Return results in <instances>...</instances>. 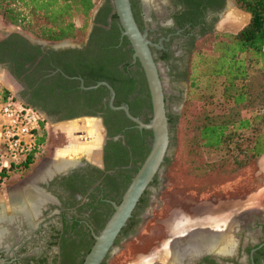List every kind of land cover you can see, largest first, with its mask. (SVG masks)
I'll list each match as a JSON object with an SVG mask.
<instances>
[{
	"label": "flooded vegetation",
	"instance_id": "obj_1",
	"mask_svg": "<svg viewBox=\"0 0 264 264\" xmlns=\"http://www.w3.org/2000/svg\"><path fill=\"white\" fill-rule=\"evenodd\" d=\"M129 2L134 21L140 32H146V37L150 43L161 45L160 48L150 47L149 49L153 61L160 63L164 77L176 88L171 95L173 99L179 98V90L176 84L178 82L184 83L187 75V64L193 53L195 42L204 36L220 33L216 26L218 28L228 25L238 27L242 24V19L235 14V11L227 8V0H129ZM97 11L92 19L95 18ZM223 12L224 15L220 18V14ZM112 14L114 13H112L111 8L106 19L107 26L105 30L112 25L109 18ZM117 23L116 21L115 24L118 28ZM93 26L94 24L91 22L89 32L82 41H68L70 43L67 46L52 47L51 44L55 43L48 42L50 45L39 46L29 44L26 41L29 46L38 47L39 58L46 56L47 61L44 60L43 64L34 71L32 68L36 65L35 62L27 71L26 75L30 72L36 73V82L31 87H28L23 79H18L10 73L8 62L0 63L9 72L10 77H13L14 84L17 87L16 98L20 100L18 101L39 113L46 126L63 121L70 122V120H94L99 128V121L95 119V117H98L101 119L105 130L103 147L101 151L97 150L98 158L96 161L84 157L75 158L78 162L74 166L50 176L43 175V177H40L42 171L47 167L50 168L52 161H56L55 158H50L48 161H41L31 173L23 176L18 182L5 189V199L0 198V202L4 203V208L9 204L10 209L7 210L6 208V211H4L8 214L13 213L12 208L15 203L23 200L29 192L32 194L37 193L42 201H40L41 203L30 219L12 217L11 223L5 222L0 226L2 228L0 229V264H78L81 257L86 254V248L90 247L92 243V235L98 233L101 229H99V226H103L112 212L110 203H118L120 196L115 192V188L117 190L121 189V179H123L125 171L137 166V163L130 162L126 166H115L106 169L108 154L110 157L114 155V150L108 148L109 142L121 141L123 145L126 140L124 134L129 130H136L140 139L143 138V132H148L145 130L138 131L133 123L122 116L123 114L120 111L110 110L107 106V91L106 96L92 109L93 113L91 115L78 113V115L71 118L65 117L69 110H54L52 104L44 103L35 93L36 85L41 79H50L58 75L64 78L59 74V72L63 73L60 67L68 63L70 66L71 61L66 60L62 52L65 50L86 51L88 34ZM9 35L12 34H4L0 37V41ZM126 48H129V46H126ZM134 66L135 63L131 64L130 58V61L124 66V73L132 77L133 72L137 69ZM120 68L122 67L120 66ZM161 72L160 77L162 76ZM29 78H32V76H29ZM69 78L74 79H64L69 82L77 81V88L79 89L81 83L77 78L82 80L83 86L87 83L86 79L90 77L89 74L81 77L76 73ZM88 83L92 86L96 81L91 79ZM79 91L82 90L79 89ZM138 91L139 86L134 85L126 100L121 104L127 105L131 116L145 122L150 117V111L147 109L149 98L146 101L138 94ZM13 97L15 98V96ZM114 98L115 93L112 104ZM30 102L34 103V106ZM169 105L165 103L168 120L173 115L170 112L171 107ZM132 106H136L137 115L131 114L130 107ZM76 110L77 112L81 111L82 106L76 108ZM83 117L93 118L83 119ZM99 130L102 137L101 127ZM109 130H117V133L115 136L110 137ZM149 142L150 138L148 137L143 140L144 144H149ZM112 177H114V185L109 181ZM157 178L158 175L142 195L143 203L137 205L132 213V216L135 215L131 216L128 222L129 225L124 227L126 232L133 228L132 223L136 221V214L144 206L146 196L151 192L150 188L157 185ZM257 203L254 205L242 203L241 206L211 224H218L219 229H225L220 234L224 237L227 236L228 240L230 239L229 242L232 248L229 253L205 252L193 262L183 264H264V204ZM229 224L231 225L226 229ZM224 226L226 227L224 228ZM120 234L116 240L120 238Z\"/></svg>",
	"mask_w": 264,
	"mask_h": 264
},
{
	"label": "trees",
	"instance_id": "obj_2",
	"mask_svg": "<svg viewBox=\"0 0 264 264\" xmlns=\"http://www.w3.org/2000/svg\"><path fill=\"white\" fill-rule=\"evenodd\" d=\"M98 1L0 0V18L6 24L48 43L82 40L90 23L93 22L94 26L88 34L86 51H63L64 58L70 60L71 65L69 66L68 63L63 67L59 64L57 66L68 77L76 73L81 77L89 74L90 78L86 79L87 83L83 85L84 87L91 85L88 83L91 79L96 82H107L115 93L113 106L125 101L134 85L139 86L138 94L148 101L147 89L138 63H135L134 67L137 69L132 77L124 73V66L130 61L131 49L126 48L128 42L125 38L118 40L119 29L115 24L117 21L115 14L109 17L112 25L105 30L106 19L111 11L109 0H101L99 10L92 19V11ZM232 1L237 10L248 15V22L236 34L218 33L204 36L212 40L205 52L194 55L195 61L187 79L188 99L190 97L192 103L190 108H186V113L184 110L182 117L190 118L185 124L189 128V136L195 146L206 151L223 149L228 153L225 160L241 167L264 155V0ZM39 56L38 47L29 46L16 34L0 41V63L8 62L10 73L18 79H23L28 87L36 82V73L30 72L26 75L29 68L36 62L32 68L35 71L44 60L47 62L46 56L40 58ZM216 77L222 78L225 84L222 97L231 100V107L223 114L208 115L200 112L202 119L192 123L197 101L202 98L199 84L202 80ZM77 87V81L69 82L58 75L50 79H41L36 85L35 93L44 103L52 104L54 110H69L65 115L66 118L74 117L78 113L91 115L92 109L99 104L107 92L102 87L88 91H79ZM253 101L257 102V109L250 116L242 117L240 115L242 110ZM80 106L82 110L77 112L76 108ZM147 109L150 111L149 104ZM130 112L137 115L136 106L130 107ZM183 121L185 120L182 119L181 122ZM43 124L44 122L40 124L35 150L19 164L11 165L8 170L1 172L0 178L18 166L23 164L27 166L30 163L43 142L45 132ZM172 124L173 118L168 120L169 127ZM116 133L117 130H109L108 134L113 137ZM246 134L252 136L250 140L245 138ZM124 135L126 140L123 145L121 141L109 142L108 148L114 150V155L110 157L108 154V165H106V169H111L115 166H126L130 162L137 163L136 167L125 171L121 179V189L115 188L119 196L148 151V144H144L143 140L146 137L150 138V132H143L142 139L136 130L126 131ZM231 140L234 141L233 146H229ZM190 147H193L191 143L188 150H191ZM229 149L235 151L233 156L230 155ZM112 179L109 181L114 185V177ZM142 197L137 205L143 203ZM128 222L126 226L129 225ZM120 233V238L127 236L125 229ZM88 249L89 246L85 253ZM82 258L83 256L78 264L81 263Z\"/></svg>",
	"mask_w": 264,
	"mask_h": 264
},
{
	"label": "rangeland",
	"instance_id": "obj_3",
	"mask_svg": "<svg viewBox=\"0 0 264 264\" xmlns=\"http://www.w3.org/2000/svg\"><path fill=\"white\" fill-rule=\"evenodd\" d=\"M99 3L101 0L97 5ZM228 9L235 11V14L242 19V24L238 27L228 25L218 28V31L222 34H236L246 23L247 16L237 10L234 3L232 8L228 7ZM11 30L22 32L0 19V37L8 34ZM22 33L38 40L25 32ZM82 40H74V42ZM211 40L209 37H204L195 42L193 53L187 64L184 83L176 84L179 98L171 97L176 88L167 81L161 72L163 78L161 81L166 94L165 103L170 104V112L173 114V127L168 129L169 152L161 172L158 174V183L150 188L151 192L147 194L144 206L141 210L139 209L136 221L132 223L133 228L126 232V237L116 241L114 252L109 255L106 264H138L147 259L159 260L163 257L161 254L163 255L167 250V246L163 247V245L168 243L171 235L179 232L176 230L183 232L190 226L193 228L201 224L202 220V222L211 221L212 223L209 222V224H213L241 206L242 203L254 205L261 202L264 204V155L244 166L237 167L225 160L228 153L223 149L206 151L195 146L189 136V128L185 124L190 118L189 116L182 117L184 110L186 113V108H190L192 103L191 98L188 99L187 79L195 61L194 55L205 52L209 48ZM224 85L220 77L201 81L199 86L202 98L197 101L198 105L194 110L195 117L191 120L192 123L202 119L200 112L208 115L223 114L231 107V100L222 97ZM16 88L13 81L0 74V102L9 96L16 97ZM253 102H249L247 107L242 110L240 114L242 117L250 116L257 109V102ZM182 119L185 121L181 122ZM90 125H96V121L76 120L55 126L48 124L43 135V142L30 163L27 166L24 164L18 166L0 178V198L5 199V189L31 173L41 161H48L50 158L61 159L58 155L59 152H65L64 159L84 157L73 155L70 158L67 154L73 147L93 146V143L88 142L91 140L88 133ZM96 133L94 137L97 140V145L95 144V146L98 147L88 156L89 158L84 157L91 161H96L98 158L97 150L100 149L102 142L99 128ZM244 136L249 140L252 137L250 134ZM189 143L193 146L190 147L191 150H188ZM233 144L234 141L231 140L229 146H233ZM229 150H231L230 155L233 156L235 151ZM183 224L184 226H182ZM179 226L181 227L179 228ZM154 255L155 257H151Z\"/></svg>",
	"mask_w": 264,
	"mask_h": 264
},
{
	"label": "water",
	"instance_id": "obj_4",
	"mask_svg": "<svg viewBox=\"0 0 264 264\" xmlns=\"http://www.w3.org/2000/svg\"><path fill=\"white\" fill-rule=\"evenodd\" d=\"M100 4L101 3H99L92 11V17L97 11L98 7H100ZM110 4L112 13L115 14L118 22L117 24L119 29V40H121L122 38L126 39V41L128 42V46L131 49V64L137 62L141 69L149 98L150 117L148 121L144 123L138 118L130 115L126 104L113 106L112 100L114 97V91L106 82H96L92 86L84 87L82 86V80L80 78H77V80L81 83L79 89L96 90L98 87L104 88L108 92V108L113 111H120L125 119L134 124V127L138 131H149L150 142L148 144V151L145 157L137 167L135 173L129 179L128 184L120 195L118 203H110L112 206V212L107 217L98 233L96 235H92V243L87 253L83 256L80 264H102L104 262H107V257H109V255L114 252V243L116 239L118 238L122 229H124V227L126 226L128 220L131 218L132 213L134 212L139 202V199L153 182V179L156 177V175L160 174L165 158L167 157V154L169 152L170 144L168 117L166 115V108L164 103V84L162 83L160 77V63H155L153 61L149 49L150 47L160 48L161 45H154L150 43V41L146 37V32H140L134 21L130 9L129 0H110ZM232 6V1L227 0V8H232ZM224 12L220 14V18L224 15ZM246 16L247 19H249L248 15ZM247 22L244 24V26L247 24ZM216 27L218 29V26ZM89 29L90 27H88L87 33L89 32ZM9 33L18 35L29 44H37L39 46L50 45L47 42L32 39L18 30H11ZM69 43L70 42H68L67 40H64L51 45L52 47H61L67 46L69 45ZM0 74H3V76L14 82L13 77H10L9 72L1 64ZM59 74H61L65 79H74L67 77L61 72H59ZM16 99L19 100L18 98ZM95 119L99 121L102 131V142L100 146L101 151L103 147V141L105 139V130L101 123V119L98 117H95ZM77 162V160L72 162L64 161L63 164H66V167L58 171H54L50 175L72 167L77 164ZM51 163V166H53V164H56V161H52ZM0 208L3 209V211H6V208L7 210L10 209L9 204L6 206V208H4L3 202H0ZM0 223V226H2V224L5 222ZM184 237L185 236L176 238L174 240V245L173 242H171V246L174 248V252L179 250L185 252L182 260L177 264H182V262L191 263L193 262V260L198 258L199 255L205 253L200 252L195 253L192 256H186L187 253L184 248L187 247H183V244L185 243V240H183Z\"/></svg>",
	"mask_w": 264,
	"mask_h": 264
},
{
	"label": "bare ground",
	"instance_id": "obj_5",
	"mask_svg": "<svg viewBox=\"0 0 264 264\" xmlns=\"http://www.w3.org/2000/svg\"><path fill=\"white\" fill-rule=\"evenodd\" d=\"M84 118H91V117H83V119ZM79 119H82V118H79ZM63 123H65V122H63ZM90 126H91V128L88 130V133L90 134L89 137L91 138V140L88 141V142H90V144L93 143V146L89 145V146H86V147L81 146V147H78V148L73 147V148L69 149L70 152L68 154L67 153L66 154L69 155L70 158L73 155L74 156H79V157L80 156H84V157L89 158L88 156L93 151H95L97 149L98 146L97 147L95 146L97 140H95L94 136L97 134L96 131L98 132V126H97V123H96V125H90ZM96 128H97V130H96ZM99 151H100V149H99ZM64 153L65 152H63V153L59 152L58 155H59V157L61 159L56 160V164L55 165L53 164V166H51L50 168L47 167V169H45L43 171L41 170L42 173L40 174V177H43V175L44 176H49L52 172L58 171L60 169L65 168L66 164H63L64 161L72 162V161L77 160V159H67V160H65L64 159V156H65ZM48 166H50V165H48ZM39 197L40 196L37 193L32 194L31 192H29L28 196H26L23 200H21L18 203H15V205L13 203V205H14V207L12 208L13 213H11V214L5 213L3 211V209L0 208V222H8L9 223L15 217L16 218L17 217H20V218L22 217V218L30 219L34 215V213L36 211V208L41 203L40 201H42V198H39ZM202 221H201V224H199L197 226H194L193 228H190L191 227L190 226V227L187 228V230H185L183 232H181L180 230H176V231H179V232H177L173 236L171 235V237L168 239V243L163 245V247L167 246L166 247L167 250L164 251L166 253H164L163 255L161 254V256H163L161 259L155 260V261L154 260L151 261V260L147 259L145 261L139 262L138 264H177V263H179V261L182 260L183 255L185 254V252L184 251H180V250L174 252V248L171 246V242H173V245H174V240L176 238L183 237V236H185L184 239H183V240H185V243L183 244V247H187V248H184L186 253H187L186 256H188V255L192 256L193 254L200 253V252H214V253H219V254H227V253H229L230 250H231V246H230L231 243L229 242L230 239L228 240L226 238L227 236L224 237V236H222L220 234L222 231H225V229H219V225L218 224H215V225L209 224V222H211V221H208V222H202ZM186 224H187V222H186ZM0 225H1V223H0ZM182 226H184V224ZM186 226H188V225H186ZM186 226H185V228H186ZM180 227L181 226H179V228ZM225 227L226 226H224V228ZM0 229H2V228H0ZM6 233H8V232H6ZM0 238H1V232H0ZM11 238H13V237H11ZM147 257H150V256H147ZM151 257H155V255L151 256Z\"/></svg>",
	"mask_w": 264,
	"mask_h": 264
},
{
	"label": "built area",
	"instance_id": "obj_6",
	"mask_svg": "<svg viewBox=\"0 0 264 264\" xmlns=\"http://www.w3.org/2000/svg\"><path fill=\"white\" fill-rule=\"evenodd\" d=\"M42 122L39 113L12 96L0 102V173L19 164L35 150Z\"/></svg>",
	"mask_w": 264,
	"mask_h": 264
},
{
	"label": "crops",
	"instance_id": "obj_7",
	"mask_svg": "<svg viewBox=\"0 0 264 264\" xmlns=\"http://www.w3.org/2000/svg\"><path fill=\"white\" fill-rule=\"evenodd\" d=\"M1 19V18H0ZM248 20V19H247ZM247 20H246V22H247ZM242 29V28H241ZM71 121V120H70ZM65 122H67V121H65ZM61 123H63V122H61ZM58 124H60V123H58ZM58 124H55V125H58ZM55 125H53V126H55Z\"/></svg>",
	"mask_w": 264,
	"mask_h": 264
}]
</instances>
